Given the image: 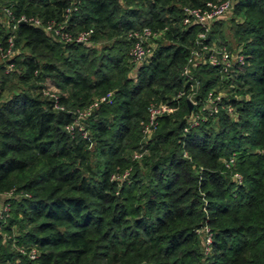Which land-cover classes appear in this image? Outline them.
<instances>
[{
  "label": "trees",
  "instance_id": "obj_1",
  "mask_svg": "<svg viewBox=\"0 0 264 264\" xmlns=\"http://www.w3.org/2000/svg\"><path fill=\"white\" fill-rule=\"evenodd\" d=\"M220 1L0 0L3 44L4 8L43 22L71 8L67 29L91 32L87 44L62 43L19 23L15 47L28 53L14 56L10 73L1 62L0 193L13 195L0 264H264V0H235L211 26L210 40L244 56L229 78L207 64L191 71L196 99L228 86L222 103L235 114L189 124L182 71L199 27L183 25V8ZM143 27L161 35L135 66L128 34ZM12 79L20 84L5 97ZM47 80L57 102L44 94ZM107 94L81 130H67L75 109ZM162 102L177 109L143 137L148 105Z\"/></svg>",
  "mask_w": 264,
  "mask_h": 264
},
{
  "label": "built area",
  "instance_id": "obj_2",
  "mask_svg": "<svg viewBox=\"0 0 264 264\" xmlns=\"http://www.w3.org/2000/svg\"><path fill=\"white\" fill-rule=\"evenodd\" d=\"M234 1L235 0H222L215 3L208 2L203 7L183 8V25L187 26L195 24L199 27L190 54L187 58V63L182 71V75L185 77L186 81L190 82V89L185 97L186 100H190L193 105V108L189 113V124L191 126H196L202 119L216 115L221 111H224L229 115L235 114L234 108L230 104L222 103L224 95L221 93V89L218 91L210 90L203 98L196 99L195 94L198 87V81L191 73L192 69L200 64H207L217 67L220 73V80H223L229 78L234 66L243 63L244 56L238 50L229 48L223 44H218L214 40L208 38L212 24L229 14ZM3 11L6 17V28L9 32V35L4 40V44L0 41V59L4 62L5 73L14 71L16 67L13 58L18 51L15 47L13 32L16 30L19 23H25L41 28L62 43L87 44L90 42L91 32L89 30H82L74 33L67 29V21L71 8L66 9L65 16L61 21L49 20L46 22H43L36 16H27L24 14L15 16L12 11L7 8H4ZM160 35V33L152 31L150 27H143L140 30H135L129 33L128 38L132 42L127 54L130 62L135 66L143 63L152 53L156 44L155 41ZM44 94L53 99L54 102H57V95L48 92L46 89L44 90ZM108 96L109 94L101 96L88 106L75 109L73 111L75 116L74 122L67 126V130L72 132L74 126L81 125V121L86 119L91 114L92 110L97 107L101 101L106 100ZM176 99L177 98H174V100ZM55 108L63 109L56 103ZM176 109V105L165 102L150 103L147 107V120L143 123L141 129L143 137L148 136L151 133L152 129L156 126L159 117L172 113ZM79 129L81 130L82 127L79 126ZM136 157H138V155H136ZM225 165L227 168L232 166L233 158L225 161ZM233 177L238 183L241 181V177L238 173L234 174ZM12 195V191L0 193V219H4L8 216L9 207L8 204L5 203V200ZM204 230L207 231L206 228H204ZM202 241L203 249L206 253L209 251L211 238L209 235H206L202 238ZM18 250L24 253L22 248H19ZM27 255L30 259H35L38 253L35 248H30Z\"/></svg>",
  "mask_w": 264,
  "mask_h": 264
},
{
  "label": "rangeland",
  "instance_id": "obj_3",
  "mask_svg": "<svg viewBox=\"0 0 264 264\" xmlns=\"http://www.w3.org/2000/svg\"><path fill=\"white\" fill-rule=\"evenodd\" d=\"M227 22L228 21H226L222 26H221V28L223 29V33H225V35H226V38H230V34L228 33V31H227ZM214 40V39H213ZM102 42H100V43H94L93 44V46H95V48H97V50H99L100 48H101V46H102ZM228 45H233V41H231V39H229V41H228ZM17 49V51H18V53H20L21 51H24V53H28V49H24L23 47H22V44L20 43L19 45H18V47L16 48ZM1 59H0V65H1ZM12 82H9L8 83V85H7V87H6V89L3 91V96H9V90L7 89V88H9L10 87V85H19L20 83H18L16 80H11ZM45 85H46V90H48V92H50V93H53V94H55V95H57L58 93H59V90L57 89V88H55L53 85H51V82L49 81V80H47L46 82H45ZM230 87H228V86H224L222 89H221V93L223 94V95H229V92L227 91V89H229Z\"/></svg>",
  "mask_w": 264,
  "mask_h": 264
},
{
  "label": "water",
  "instance_id": "obj_4",
  "mask_svg": "<svg viewBox=\"0 0 264 264\" xmlns=\"http://www.w3.org/2000/svg\"><path fill=\"white\" fill-rule=\"evenodd\" d=\"M186 102H187L188 110H189V113H190L192 108H193L192 102L190 100H187Z\"/></svg>",
  "mask_w": 264,
  "mask_h": 264
},
{
  "label": "crops",
  "instance_id": "obj_5",
  "mask_svg": "<svg viewBox=\"0 0 264 264\" xmlns=\"http://www.w3.org/2000/svg\"><path fill=\"white\" fill-rule=\"evenodd\" d=\"M231 48H232V49H235V47H234V46H232Z\"/></svg>",
  "mask_w": 264,
  "mask_h": 264
}]
</instances>
